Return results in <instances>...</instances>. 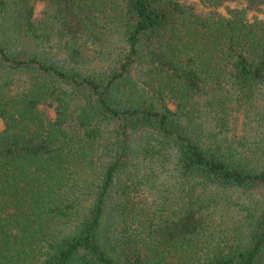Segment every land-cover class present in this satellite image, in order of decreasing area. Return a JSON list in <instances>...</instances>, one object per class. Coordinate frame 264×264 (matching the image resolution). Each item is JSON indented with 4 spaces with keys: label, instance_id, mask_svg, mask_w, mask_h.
I'll return each mask as SVG.
<instances>
[{
    "label": "trees",
    "instance_id": "trees-1",
    "mask_svg": "<svg viewBox=\"0 0 264 264\" xmlns=\"http://www.w3.org/2000/svg\"><path fill=\"white\" fill-rule=\"evenodd\" d=\"M36 1L0 0V264H264V153L189 117L196 97L220 118L264 95V23L246 19L264 0H197L245 6L227 17L47 0L38 25ZM137 133L138 152L172 154V191L150 203Z\"/></svg>",
    "mask_w": 264,
    "mask_h": 264
},
{
    "label": "rangeland",
    "instance_id": "rangeland-1",
    "mask_svg": "<svg viewBox=\"0 0 264 264\" xmlns=\"http://www.w3.org/2000/svg\"><path fill=\"white\" fill-rule=\"evenodd\" d=\"M180 3L190 6L193 8L195 13L200 16H206L209 12L214 11L224 17L228 16V11L233 9H245V6L239 3H226L220 8H209L201 5L197 0H179ZM47 0H37L34 7V24L38 25L42 20L44 12L46 10ZM246 19L248 21H260L264 23V11H252L246 10ZM97 49L85 48L84 52L96 60L99 59ZM107 51L103 52L105 55ZM231 97V96H229ZM217 97L201 96L196 97L191 101V108L193 109V115L189 114V117H198L199 121L202 122V128L205 131L219 133L218 137L220 140L229 139L233 145H236L244 155H250L254 152V157H261L264 153V95H256L252 105L248 103L235 104L230 103L226 105V113L221 114L222 117H218L216 113L219 111V103L213 104ZM219 99L222 100L221 96ZM211 103L213 105H211ZM169 107L172 111H176L175 105L172 102H168ZM233 105V106H232ZM232 106V107H231ZM49 119H54V110L51 107L42 105L39 107ZM218 119H222L226 122V128H223L221 122ZM3 129V122L0 121V130ZM136 154L135 164L139 166L138 171L140 178L143 183L139 189V195H142V200L150 203L154 200L156 195H160L163 190L166 193H171V170H172V154L167 148L156 147L153 150L147 147L146 152L137 151L138 145H141L140 134H136ZM147 141V139H146ZM144 178V179H143ZM141 200V201H142ZM144 202V201H142Z\"/></svg>",
    "mask_w": 264,
    "mask_h": 264
}]
</instances>
